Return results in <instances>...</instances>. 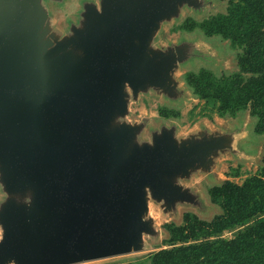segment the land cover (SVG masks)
I'll use <instances>...</instances> for the list:
<instances>
[{"label":"water","instance_id":"obj_1","mask_svg":"<svg viewBox=\"0 0 264 264\" xmlns=\"http://www.w3.org/2000/svg\"><path fill=\"white\" fill-rule=\"evenodd\" d=\"M66 1L0 0V264L145 252L167 235L152 205L168 219L180 208L205 217L214 209L191 181H217L223 158L254 154L243 119L183 135L128 119L141 96L189 98L183 70L213 56L198 38L160 34L216 0H82L58 26L49 7Z\"/></svg>","mask_w":264,"mask_h":264},{"label":"trees","instance_id":"obj_2","mask_svg":"<svg viewBox=\"0 0 264 264\" xmlns=\"http://www.w3.org/2000/svg\"><path fill=\"white\" fill-rule=\"evenodd\" d=\"M226 2L225 12L200 21L186 18L174 31L199 30L207 39L229 42L238 50V71L216 76L207 68L189 71L182 80L192 96L220 118L249 112L256 119L254 133L264 135V0ZM163 118H178L174 109L161 107ZM262 167L241 184L225 180L208 189L219 214L210 220L193 212L181 224L165 223L162 247L126 264H264V144ZM239 169L229 176L239 177ZM234 231L230 239L224 232Z\"/></svg>","mask_w":264,"mask_h":264},{"label":"rangeland","instance_id":"obj_3","mask_svg":"<svg viewBox=\"0 0 264 264\" xmlns=\"http://www.w3.org/2000/svg\"><path fill=\"white\" fill-rule=\"evenodd\" d=\"M81 1L82 0H67L62 6L51 5L49 7V10L53 13H56L57 15L58 26H62L69 20L75 18V14L79 10V4L81 3ZM216 4H218V6L214 11L209 10L202 17H196L193 16V14L186 12L179 23L166 25L160 34V42L165 44L178 41L182 36L188 38H198L202 48L205 50V53L212 54V59L214 60V62L211 66H207L204 63L194 61L188 65V68L183 70L182 75L185 72L198 71L200 68H207L215 73L216 76H221L223 74L230 75L238 71L236 58L238 50L231 48L228 41L219 40L220 38L218 37L207 39L199 30H196L194 32L174 31V28H176L177 25L181 24V22H183L186 18H193L194 20L200 21L203 18H207L218 12H225L226 2L216 1ZM161 107H167L169 109L176 110L179 113V118L167 120L160 118L158 111ZM142 115L150 116V127H157L161 125V123L177 124L178 132L180 135H183L186 132L194 131L195 129L200 127L214 128L217 126L219 127L221 125H226L227 123L229 125L235 124L237 126V124H240L241 119L244 120V126L245 128H248V131L243 134L244 137L247 136L245 148L247 151L254 152V154L250 157H244L241 159H234L230 157L223 158L219 162L217 167L219 174L217 179L218 182L213 181V179L210 178L207 180L206 176L198 175L190 183L193 188L197 189L201 193L206 202L209 203L210 208L214 209L205 217L198 215L203 219L210 220L220 212L219 207L210 202L207 193L210 187L218 185L225 180H230L237 184H241L246 177L256 174L257 171L262 167L261 154L264 144V135H257L254 133L256 119L251 118L248 111L239 113L235 118L223 119L206 108L202 101H199L195 97L191 96V94L189 95V98L187 100L180 102L178 105H170L166 103L162 98L151 94L149 96H141L138 103H132L130 106V116L128 117L130 121L138 120ZM145 137L147 136L145 135ZM235 169H239V177L229 176L231 174V171ZM185 212L195 213L196 211L190 208H180L178 216L168 219L166 216H163L155 206H151V214L154 218H156L157 228L162 232H164L163 225L165 223L174 222L176 224H181L182 215ZM222 236L224 238L230 239L234 236V231L224 232ZM164 238L165 237L162 236L157 241L147 239L149 248L145 252L133 253L124 256L90 261L80 264H126L127 262L143 258L148 253L156 251L158 248L162 247V241Z\"/></svg>","mask_w":264,"mask_h":264},{"label":"flooded vegetation","instance_id":"obj_4","mask_svg":"<svg viewBox=\"0 0 264 264\" xmlns=\"http://www.w3.org/2000/svg\"><path fill=\"white\" fill-rule=\"evenodd\" d=\"M178 32H180V31H178ZM204 37H205V36H204ZM158 114H159V112H158ZM159 116H160V115H159ZM160 118H162V119H166V120H167V119H177V118H172V117H171V118H163V117H161V116H160ZM178 118H179V117H178Z\"/></svg>","mask_w":264,"mask_h":264}]
</instances>
